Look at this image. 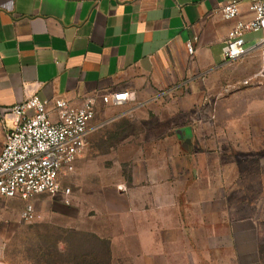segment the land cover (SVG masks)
Listing matches in <instances>:
<instances>
[{"label": "crops", "instance_id": "1", "mask_svg": "<svg viewBox=\"0 0 264 264\" xmlns=\"http://www.w3.org/2000/svg\"><path fill=\"white\" fill-rule=\"evenodd\" d=\"M230 1L0 0V154L14 126L2 110L34 95L95 97L94 124L157 127L128 138L138 144L114 176L88 183L92 215L75 229L108 240L111 264H264L263 33L229 62V32L254 18L251 0L223 18ZM119 92L135 98L102 101ZM25 206L0 197V264H25L10 244Z\"/></svg>", "mask_w": 264, "mask_h": 264}, {"label": "built area", "instance_id": "2", "mask_svg": "<svg viewBox=\"0 0 264 264\" xmlns=\"http://www.w3.org/2000/svg\"><path fill=\"white\" fill-rule=\"evenodd\" d=\"M240 2H228L222 8L223 18H238ZM250 10L254 18L239 20L229 32L224 49L229 62L239 61L249 53L247 33L262 32L259 48L264 47V0H251ZM187 47L193 56V42ZM262 72L264 74V52ZM101 98L106 105L121 106L135 97L130 92H119ZM2 112L4 119L13 120L14 126L7 129L0 154V197L25 200L20 218L22 222L31 223L36 217L35 206L30 202L33 196L56 195L60 191L71 193L70 188H62L61 180L67 169L83 155L88 136L102 126L94 124L97 100L87 97L76 105L68 98L42 101L34 95Z\"/></svg>", "mask_w": 264, "mask_h": 264}, {"label": "rangeland", "instance_id": "3", "mask_svg": "<svg viewBox=\"0 0 264 264\" xmlns=\"http://www.w3.org/2000/svg\"><path fill=\"white\" fill-rule=\"evenodd\" d=\"M178 96L182 97V94ZM125 121L102 125L90 135L82 155L90 163L89 166L83 167L84 169L80 168L85 173L68 171L62 177V188L71 189L69 195L60 191L56 195L45 193L35 195L30 199V202L35 206L36 217L31 223L23 222L16 225V228L25 231L24 236H16L10 242L11 245L15 246V251L19 253L16 255L18 257L19 255L23 256L25 264L28 259L30 264H53L49 261L50 257H45L41 250L46 247L54 249L52 244L59 240H68L69 243L70 241L73 243L84 241L87 244L93 242V239L88 235L72 233L78 231L75 228L78 225H83V221L87 226L89 222H86L85 218L88 219L92 215L86 212L89 206L87 192L93 191L88 183L90 181L102 183L110 174L114 176L115 166L120 165L119 161L124 159L125 152L138 144L135 139L127 141L128 138L131 136L141 137L143 133L149 136L157 128L154 126V122L141 124L140 121H134V124L127 126L124 125ZM159 127L164 126L159 125ZM73 165L75 166V163ZM130 170V164H123V173L126 179L130 176ZM61 241L60 249L66 251L67 246ZM59 259L61 260L60 257ZM17 260L21 261L20 259ZM63 260L64 263L61 264H69L68 256H64Z\"/></svg>", "mask_w": 264, "mask_h": 264}, {"label": "trees", "instance_id": "4", "mask_svg": "<svg viewBox=\"0 0 264 264\" xmlns=\"http://www.w3.org/2000/svg\"><path fill=\"white\" fill-rule=\"evenodd\" d=\"M74 234L83 236H90L93 242L87 244L84 241L71 242L68 240H59L52 244V248H42L45 257L48 256L50 263L61 264L64 263L63 257L68 256L69 264H111V246L110 242L102 239L95 234L87 232L74 231ZM60 241L66 244L67 250L60 249ZM61 258V260L59 259Z\"/></svg>", "mask_w": 264, "mask_h": 264}]
</instances>
